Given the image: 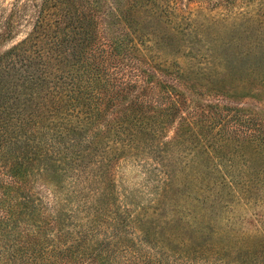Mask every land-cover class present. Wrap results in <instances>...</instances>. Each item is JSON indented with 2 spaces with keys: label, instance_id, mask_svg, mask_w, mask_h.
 <instances>
[{
  "label": "trees",
  "instance_id": "16d2710c",
  "mask_svg": "<svg viewBox=\"0 0 264 264\" xmlns=\"http://www.w3.org/2000/svg\"><path fill=\"white\" fill-rule=\"evenodd\" d=\"M180 1L21 0L18 3L15 0L10 13L1 14V41L11 36L22 21L29 19L33 23L23 40L0 55V77L7 81L11 73L8 94L14 103L1 105L0 150L17 158L21 145L29 144L33 157L71 169L84 195L79 192L75 197L78 198L77 221L83 225H74L70 235L58 229V218L45 214L46 208H35L34 213L29 199L11 196L2 199L0 195V264H164L162 259L174 264H231L227 259L232 258L225 257V251L232 248L229 245H213L214 249L208 250L204 248L207 244L199 243L200 247L191 252L186 250L190 245L187 239L180 236H174L171 241L185 251L169 248L160 241L156 243L161 246L158 251L150 248L142 253L134 249L124 239L128 234L124 230L134 229L135 221L122 219L126 210L112 211L116 205L108 192L109 185L95 183L97 187H91L97 177L109 180L106 176L111 172V161L124 149L141 148L144 152L162 146L161 138L175 117L179 124L174 136L167 140L166 146L170 148L166 157H181L183 151L172 147L181 144H185V156L190 159L198 157L196 151L220 159V154L229 147L236 150L239 143L255 139L264 148V135L259 138L250 135L240 125V119L236 121L235 115L227 119V113L222 114L225 109L219 110V106L187 99L181 89L175 88L185 86L180 73L166 67L164 61L150 57V44L144 42L149 38L144 26H155L157 34L161 30L169 35L186 36L185 32L192 29L194 35H205L206 28L202 24L194 25L189 18L191 10ZM255 1L187 0V5L196 2L199 8H208L209 13L214 12L211 17L221 21L217 14L226 17L220 11L234 15L240 10L236 18L250 15L245 9ZM182 8L189 13L184 18L186 23L176 21L182 18ZM260 14L263 13L254 16ZM219 32L217 27L209 32L213 44L215 39L219 43L227 41L229 36ZM206 43L199 42L198 48L209 52ZM160 75L170 76L173 81L162 80ZM203 124L217 129L213 141L208 135L202 136ZM101 168L106 171L105 177ZM221 168L219 164L213 171L210 168L213 174L210 177L204 176V169L196 167H189L186 172L170 168L167 178L171 175V181H217L218 175L220 181H228L219 184V190L213 189L220 193L231 188L234 181ZM210 170H207L209 174ZM175 172L181 175L177 177ZM7 173L5 189L16 192L13 184L16 176L10 168ZM186 189L190 197L191 187ZM199 203L202 205L204 200ZM49 209L54 213V208ZM192 214L186 212L180 217L186 229L194 225ZM100 233L109 234L108 240L93 243L98 249L90 250L85 243ZM260 242L264 246V240ZM238 246L235 244L234 248ZM251 247L244 245L243 249L248 251ZM208 252L210 256L205 258ZM262 261L264 254L257 256L255 263L264 264Z\"/></svg>",
  "mask_w": 264,
  "mask_h": 264
},
{
  "label": "rangeland",
  "instance_id": "374dc122",
  "mask_svg": "<svg viewBox=\"0 0 264 264\" xmlns=\"http://www.w3.org/2000/svg\"><path fill=\"white\" fill-rule=\"evenodd\" d=\"M20 1L18 0V3ZM180 2L191 10L189 18L195 22L194 25L202 24V27L206 28L205 35H194L190 32L192 29L185 32L186 36L169 35L161 30L157 34L155 26H144L143 30L149 36L144 42L150 44V57L162 63L164 61L166 67L180 73V81L184 83L185 88H175L181 89L187 99L213 107L219 106V110L225 109L222 114L227 113V119L233 115L236 121L240 119V125L249 131L250 135L252 133L257 138L264 135V0L252 3L245 9L251 14L238 17L240 19L236 18V14L241 13L240 10L234 15L220 11L226 17L223 19L217 14L221 21L217 17H211L214 12L209 13L208 8H199L196 2L188 5L187 0ZM11 3H15V0H0V16L10 13ZM254 13L263 14L257 17ZM180 14L182 18L176 21L186 23L184 18L188 17L189 13L182 8ZM32 23L26 19L6 40L0 39V55L23 40L30 33ZM213 27L221 31L220 35L227 34V41L219 43V40L214 38L213 44V38L210 40L209 35ZM202 41H207L206 46L208 44L211 49L209 52L208 49L198 48L199 42ZM160 76L162 80L173 81L170 76ZM11 85V73L7 81L1 80L0 77V109L1 105L14 104L9 100L11 95L8 94ZM172 120L161 138L162 146L151 147L144 152L140 151L141 148L139 151L124 149L111 161L112 169L109 176H106L109 180L103 181L104 178L97 177L91 187H97L95 183L109 185L108 192L116 205L112 211L122 213L126 210L127 213L121 216L122 219L135 221L134 229L125 228L124 232L128 234H123L124 239L142 253L150 248L158 251L161 247L156 244L158 241L169 248L185 251L184 247L171 241L174 236H180L187 239L190 245L186 250L191 252L198 249L200 244H207L204 248L208 250H213V245H229L232 248L225 251V257L233 259H227L229 263L256 264V257L264 254V246L260 242L264 240V148L259 146L258 140L255 139L239 143L236 150L229 147L220 154V159L208 158L202 151H196L198 157L190 159L185 156V144H181L172 146L183 151L181 157H166L170 148L166 146L167 140L174 136L175 127L179 124L177 117ZM194 121L197 122L195 119ZM203 125L202 136L208 135L213 141L217 129ZM184 130L182 129L181 133H184ZM30 150L29 144L21 145L17 150L20 153H16L17 158L0 150L1 198L25 197L32 202L30 206L34 209L46 208L45 214L58 218V229L70 235L74 232V225H83L77 221L78 198L75 197L79 192H83L82 188L76 185V175L58 162L33 157ZM84 162L87 163L86 160ZM216 164L234 179L231 188L227 186L228 188L222 189L220 193H215L214 190H219V184L228 181H220L218 175L217 178L215 176L217 181H171V175L167 178L170 168L186 172L189 167L204 169V176L210 177ZM9 168L16 176L13 183L16 192L7 190L4 186ZM208 168L212 170L210 174L207 172ZM101 171L105 173V177V169L101 168ZM175 174L177 177L181 175L179 172ZM186 186L191 187L190 197L187 195L189 190ZM208 188H211V191L207 190ZM184 190L186 192H183ZM84 193L87 194L88 191ZM219 197H222L221 201L217 202ZM196 198L204 200V203L200 205V200L196 201ZM50 207L54 208V213ZM33 211L36 213V209ZM191 211L195 216L190 218L194 220V225L186 229L180 217ZM108 235L100 233L96 239L88 241L85 245H88L90 250L98 249L95 244L106 242ZM235 244L239 245L238 249L234 248ZM244 245L252 247L246 251L243 249ZM192 246L195 249L191 248ZM210 253L208 252L205 258L209 257ZM162 261L164 264H174L166 259Z\"/></svg>",
  "mask_w": 264,
  "mask_h": 264
}]
</instances>
